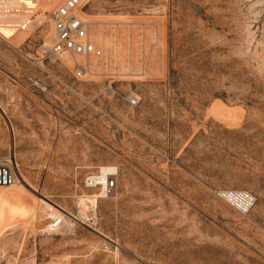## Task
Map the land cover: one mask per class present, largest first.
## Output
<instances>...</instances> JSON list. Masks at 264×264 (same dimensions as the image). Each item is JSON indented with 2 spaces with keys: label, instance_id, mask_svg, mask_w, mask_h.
I'll return each mask as SVG.
<instances>
[{
  "label": "rangeland",
  "instance_id": "374dc122",
  "mask_svg": "<svg viewBox=\"0 0 264 264\" xmlns=\"http://www.w3.org/2000/svg\"><path fill=\"white\" fill-rule=\"evenodd\" d=\"M61 1L1 30L0 159L19 188L0 191V264H264V0H88L104 57L75 56L81 79L43 53ZM116 170L96 201L85 175ZM42 196L59 231L35 224ZM92 210L95 229L71 224Z\"/></svg>",
  "mask_w": 264,
  "mask_h": 264
},
{
  "label": "built area",
  "instance_id": "2783aa9c",
  "mask_svg": "<svg viewBox=\"0 0 264 264\" xmlns=\"http://www.w3.org/2000/svg\"><path fill=\"white\" fill-rule=\"evenodd\" d=\"M38 0H0V10L4 17L0 22V28L13 30L12 36L27 29L30 21H34L37 15L35 5ZM87 5L84 0H64L53 11L49 13L55 35L51 45L44 48L45 57L50 60H60L67 56L97 57L102 56V50L98 48L90 36V23L82 17L83 10ZM0 36L6 35L0 30ZM88 64L74 62L72 73L75 78L81 79L89 71ZM139 102L136 98H130L132 106ZM15 165L9 158L0 159V189L13 185L15 179ZM85 189L95 191L97 200L103 193L104 196H112L118 189L117 170L114 173L102 176L100 171L87 173L83 180ZM92 194V195H93ZM88 203H90L88 201ZM45 206L44 204L42 207ZM96 207V206H95ZM73 226L84 225L91 229L96 226V213L92 211H76L69 215ZM64 216L55 215L49 225L48 232L59 231L64 226Z\"/></svg>",
  "mask_w": 264,
  "mask_h": 264
},
{
  "label": "bare ground",
  "instance_id": "6f19581e",
  "mask_svg": "<svg viewBox=\"0 0 264 264\" xmlns=\"http://www.w3.org/2000/svg\"><path fill=\"white\" fill-rule=\"evenodd\" d=\"M50 1L51 0H38L37 4L35 5V11L37 12V15H36L35 18H37V17H45V11L43 9H41V6L42 5H46ZM63 1H61V3ZM86 1H88V0H84V2H86ZM0 13H1V10H0ZM81 15L84 18V13H82ZM3 19H4L3 15L0 14V22H2ZM34 21H30V23H29V25H28V27H27V29L25 31H27L33 25ZM52 26H53V24H52ZM2 29H10V28L1 27L0 30H2ZM10 30H12V29H10ZM53 30H54V26H53ZM89 33H90V31H89ZM54 35H55V30H54ZM90 36L93 39V41L95 42V40L92 37L91 33H90ZM95 44H96V46L98 48H100L102 50V56H100L99 58H103L104 57V49H103V47L99 46L96 42H95ZM74 57H72V60H71V58H69V61L71 60V62L73 61V63L74 62H78V63H81V64L85 65L80 60L74 59ZM76 57L77 58L78 57L86 58L84 56H76ZM90 58H97V57H90ZM88 72L89 71H87V73ZM87 73L85 74V76L87 75ZM18 188H19L18 183L15 182L11 186L1 188L0 191H5V190H9V189H18ZM227 195L232 197L233 199H235L241 206H245V207H246V204H248L247 202H249L248 200H250V199L247 198L248 194H245V195L242 194V197H241V194L237 195V194H234V193H227ZM40 200H41L42 203L40 204L39 213L43 217V220L38 222V223H35V224L36 225H41L42 226V228H41L42 231H47L49 229V225H50V223H51V221H52V219H53V217L55 215L64 216V220H65L66 214H65L64 210L61 207L57 206L55 203H53L51 200L45 198L44 196H42ZM94 200H96V199H94ZM43 204L45 206L42 207ZM64 224H66V222Z\"/></svg>",
  "mask_w": 264,
  "mask_h": 264
}]
</instances>
